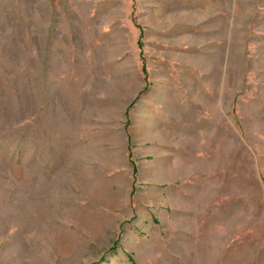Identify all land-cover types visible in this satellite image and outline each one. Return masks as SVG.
Instances as JSON below:
<instances>
[{"label":"rangeland","instance_id":"1","mask_svg":"<svg viewBox=\"0 0 264 264\" xmlns=\"http://www.w3.org/2000/svg\"><path fill=\"white\" fill-rule=\"evenodd\" d=\"M0 264H264V0H0Z\"/></svg>","mask_w":264,"mask_h":264}]
</instances>
